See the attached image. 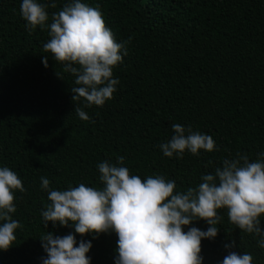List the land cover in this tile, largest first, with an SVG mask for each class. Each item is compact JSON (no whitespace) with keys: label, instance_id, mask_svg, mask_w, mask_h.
<instances>
[{"label":"trees","instance_id":"1","mask_svg":"<svg viewBox=\"0 0 264 264\" xmlns=\"http://www.w3.org/2000/svg\"><path fill=\"white\" fill-rule=\"evenodd\" d=\"M71 2L55 0L57 6L46 9L47 23ZM81 2L99 6L117 42L131 37L128 54L113 69L119 80L113 98L85 108L88 121L75 112L84 103L72 99L76 77L43 51L48 32L27 30L22 0H0V167L15 171L26 189L14 193L11 215L22 227L14 244L0 250V264H43V234L75 233L71 223L50 221L45 228L41 213L50 201L41 177L51 190L80 183L99 188L97 165L117 164L123 156L130 174L163 175L183 191L197 186L202 174H214L225 158L239 152L255 161L264 152V0ZM174 123L211 135L215 150L165 156L159 146L175 134ZM218 215V235L202 239L203 264H221L230 251L264 264L261 237L232 224L227 209ZM260 219L264 228V214ZM190 227L206 231L210 225L201 219L184 231ZM75 235L77 246L81 239L92 242L91 264H115V232ZM233 240L236 246L226 248Z\"/></svg>","mask_w":264,"mask_h":264},{"label":"clouds","instance_id":"2","mask_svg":"<svg viewBox=\"0 0 264 264\" xmlns=\"http://www.w3.org/2000/svg\"><path fill=\"white\" fill-rule=\"evenodd\" d=\"M56 6L55 0H22L20 15L30 33L38 26L48 32L50 39L43 44V51L50 52L65 73L76 77L72 99H83L84 103L83 107L76 104L75 112L88 121L85 108L102 107L113 98L119 84L113 69L128 54L126 44L131 37L117 42L99 6L81 0H72L52 13L49 24L46 9ZM43 63L48 66L47 56ZM172 128L175 134L159 146L165 156L183 158L186 150L193 155H199L201 149L215 150L211 135L179 123ZM123 164V156L118 157L117 164L99 163V181L103 182L99 188L80 183L69 185L67 190H51L50 180L41 177V188L48 191L50 201L41 213L45 228L51 221L62 226L71 223L75 229V233L64 236L47 231L40 237L47 253L43 264H91L87 254L92 242L81 239L77 246L75 234L98 236L108 232L118 236L115 264H203L202 239L218 235L216 225L222 219L219 209H227L229 221L243 232L261 237L258 245L264 249L260 219L264 214V152L255 161L239 152L234 158H225L214 174H202L197 186L183 191H176V182L163 175L142 179L130 174ZM16 190L26 191L22 180L9 167H0V250L4 251L14 244L15 231L22 227L11 215L17 211ZM201 219L210 225L206 231L198 227L184 231V226ZM235 246L234 240L225 245ZM221 264H253V257L230 251Z\"/></svg>","mask_w":264,"mask_h":264}]
</instances>
